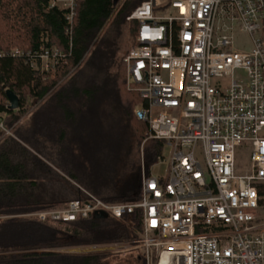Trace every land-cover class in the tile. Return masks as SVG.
Masks as SVG:
<instances>
[{
  "label": "built area",
  "instance_id": "obj_1",
  "mask_svg": "<svg viewBox=\"0 0 264 264\" xmlns=\"http://www.w3.org/2000/svg\"><path fill=\"white\" fill-rule=\"evenodd\" d=\"M77 1L48 0L69 25ZM127 20L138 22L136 46L124 59L126 88L140 98L133 115L146 127L143 144L161 141L168 158L145 169L142 152L138 202L87 192L61 207L0 219L68 227L99 212L118 219L139 211L134 241L87 249L140 250L145 264H264V0H145ZM237 31L250 38L248 51L233 48ZM21 56L0 52V59ZM29 58L42 74L64 56L41 48ZM8 117L0 112L7 138L15 126ZM163 163V175L151 173Z\"/></svg>",
  "mask_w": 264,
  "mask_h": 264
},
{
  "label": "trees",
  "instance_id": "obj_2",
  "mask_svg": "<svg viewBox=\"0 0 264 264\" xmlns=\"http://www.w3.org/2000/svg\"><path fill=\"white\" fill-rule=\"evenodd\" d=\"M143 1L121 0L114 5L113 0H78L75 16L69 25L64 12L50 8L48 0H0V52L19 49L24 53L21 57L0 59V112L8 113L9 125L25 116L23 125L26 129L24 132L19 129L17 135L23 134L22 141L27 140L37 153L33 154L20 142L0 134V215L15 216L53 209L68 202L47 193L45 182L40 179L52 176L53 172L38 154L47 148L61 149L64 146L68 140L67 128L76 113L87 115L88 125L93 123L98 113L94 107L101 94L109 93L113 99L108 96L109 100L120 105V109H116V119L132 130L136 142L141 145L146 127L133 115L140 98L126 88L124 59L128 51L122 56L120 52L125 27L131 47L136 46L138 22L127 18ZM41 48H55L64 56L52 73L41 74L31 66L33 59L39 67V59H30L29 56ZM112 68L116 72L111 75ZM109 77L113 78L110 79L111 86ZM63 80L66 84L57 89ZM107 86H110L108 92ZM6 90L17 96V110L7 109ZM30 101L34 104L31 110L28 107ZM104 101L107 104V100ZM104 112L101 110L98 115L107 118ZM143 152L149 168L162 155L163 143L147 141ZM73 155L79 166H86L87 171L83 151L76 144ZM66 172L70 180L87 188L76 175ZM125 187L132 191L130 197L104 200L110 203L138 202L141 199L140 173L131 177ZM139 215L136 211L118 219H79L70 223L66 232L26 218L0 220V264H110L112 259L121 256L45 250L134 241L141 230ZM124 259L128 264H145L140 250L128 252Z\"/></svg>",
  "mask_w": 264,
  "mask_h": 264
},
{
  "label": "rangeland",
  "instance_id": "obj_3",
  "mask_svg": "<svg viewBox=\"0 0 264 264\" xmlns=\"http://www.w3.org/2000/svg\"><path fill=\"white\" fill-rule=\"evenodd\" d=\"M130 43L131 39L127 34V27H125L122 36V49L120 56L125 54L131 48ZM233 48L238 51H248L251 48L248 35L243 32H235L233 36ZM46 63L47 62H44V65ZM56 66L57 65H48L47 70L44 72L52 73ZM115 72L116 69L112 68L111 75ZM110 79L113 80V78L109 77V85L111 83ZM65 82L66 80L60 82L57 89L66 84ZM110 86H107L109 87L107 92L110 90ZM108 96L109 93L108 95L101 94L98 97L97 106L94 107V111L98 113H100L101 110L103 112L105 110L107 118L105 116H99L98 113H96L97 115L95 118L93 117L95 119L94 122H91L90 125H88L87 115L83 116L82 114L76 113L73 123L70 126L68 125V140L64 143V146H62L61 149L47 148L45 151L41 150L38 154L41 160L51 167L53 172V174H51L52 176L42 177L40 179L45 182L46 188L48 189L47 193L55 195L58 199L68 200V202L84 199L87 192L102 199L119 198L121 196L130 197L132 195V191L126 189L125 184L130 181L131 177L136 176L137 173H140V175L142 173L143 164L141 161V155L144 144L142 142L141 145H138L133 136L132 130L118 122L116 119V109H120V105L115 104L114 101L112 102L113 99L111 96L109 97L112 100H109ZM104 99L107 100V104ZM28 104V107L30 106L31 110L34 104L32 105L31 101L28 102ZM24 120L25 116L11 123L15 126L13 128L12 136L9 137V139L20 142L35 154L36 152L29 146L27 140L22 141L24 139L23 134L17 135L19 129L20 131L22 130V132L26 129L23 125ZM75 144L81 148V151H83V155L85 156L84 159L87 162V171L85 170L86 166L83 168L82 166H79L75 155H73ZM69 150L72 153H67ZM162 156L166 160L168 158V150H164ZM166 167L167 163L153 166L151 168V173L155 175H163ZM144 168L146 169L145 163ZM66 171L76 175L79 180L87 185V188L83 184L70 180L66 175ZM85 172H87V175H85ZM76 193L78 194L77 196ZM52 227L62 232L69 230V226ZM45 251L65 254H109L98 249H87V246ZM40 252L41 251H37V253ZM126 254H128V252L118 255L114 254L115 256L121 257L112 259L110 264H128V261H126L127 259H124Z\"/></svg>",
  "mask_w": 264,
  "mask_h": 264
},
{
  "label": "water",
  "instance_id": "obj_4",
  "mask_svg": "<svg viewBox=\"0 0 264 264\" xmlns=\"http://www.w3.org/2000/svg\"><path fill=\"white\" fill-rule=\"evenodd\" d=\"M120 0H113V4L117 5ZM153 5H155L156 0H152ZM6 97L8 99L9 103V110L14 111L17 110L19 107V101L17 96L11 91V90H6L5 91ZM94 219H106L107 215L103 212L95 213L93 215Z\"/></svg>",
  "mask_w": 264,
  "mask_h": 264
}]
</instances>
